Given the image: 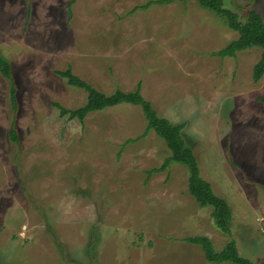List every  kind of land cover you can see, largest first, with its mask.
<instances>
[{
    "label": "rangeland",
    "instance_id": "1",
    "mask_svg": "<svg viewBox=\"0 0 264 264\" xmlns=\"http://www.w3.org/2000/svg\"><path fill=\"white\" fill-rule=\"evenodd\" d=\"M0 0V264H215L230 239L240 254L264 264V77L254 68L262 49L221 58L238 39L198 0ZM243 20L264 0H223ZM71 14V15H70ZM74 73L100 92L135 91L174 125H185L201 176L233 214L231 238L189 193V172L147 127L142 108L120 105L84 123L60 117L85 91L56 71ZM17 119L20 143L9 131ZM231 264V263H225Z\"/></svg>",
    "mask_w": 264,
    "mask_h": 264
},
{
    "label": "trees",
    "instance_id": "2",
    "mask_svg": "<svg viewBox=\"0 0 264 264\" xmlns=\"http://www.w3.org/2000/svg\"><path fill=\"white\" fill-rule=\"evenodd\" d=\"M188 1L189 0L151 1L146 6L138 7L137 10L148 9L154 4L169 5L176 2L187 3ZM198 3L204 10L224 19L227 26L239 35L237 40L231 42L224 49L216 53L217 56L221 58H234L238 53L243 51L255 48L262 49L261 60L254 68V79L256 82H259L264 77V20L261 14L251 9L248 10L243 20L237 13L226 8L223 0H198ZM0 71L4 78L11 83L12 106L17 110L19 104L16 79L11 63L3 56H0ZM56 75L66 80L70 87L83 90L88 95L86 105L79 109L70 110L60 104H54V106L60 110V117L62 118L68 117L70 121L78 120L84 123L89 115L104 112L120 105L128 104L141 107L147 121L146 130L141 137L135 141L130 140L127 143L140 141L146 138L151 131H154L158 137L166 142L171 152V156L165 160L160 168L149 172V177L155 173L167 171L172 164L175 163L186 167L189 172L190 195L202 208H213L212 217L216 227L223 234L231 238L233 225L232 210L227 201L217 196L212 185L202 178L195 153L187 144L183 135L185 125H174L168 119L161 117L153 104L143 96L141 84L132 92H124L118 89L114 94L107 95L77 76L72 68H68L64 71H56ZM261 101L264 103V98H262ZM9 135L12 142L15 144L20 143L21 139L16 118L12 122ZM186 241L201 246L207 261L210 263L255 264L240 254L235 240L230 239L222 251H217L212 241L204 236L191 237Z\"/></svg>",
    "mask_w": 264,
    "mask_h": 264
}]
</instances>
